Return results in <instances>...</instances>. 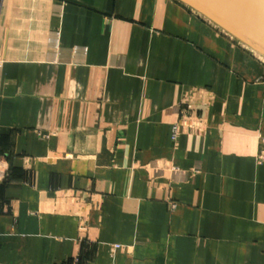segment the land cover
Listing matches in <instances>:
<instances>
[{
  "label": "crops",
  "instance_id": "obj_1",
  "mask_svg": "<svg viewBox=\"0 0 264 264\" xmlns=\"http://www.w3.org/2000/svg\"><path fill=\"white\" fill-rule=\"evenodd\" d=\"M262 151L264 60L181 2L0 0V264H264Z\"/></svg>",
  "mask_w": 264,
  "mask_h": 264
},
{
  "label": "water",
  "instance_id": "obj_2",
  "mask_svg": "<svg viewBox=\"0 0 264 264\" xmlns=\"http://www.w3.org/2000/svg\"><path fill=\"white\" fill-rule=\"evenodd\" d=\"M264 57V0H177Z\"/></svg>",
  "mask_w": 264,
  "mask_h": 264
},
{
  "label": "built area",
  "instance_id": "obj_3",
  "mask_svg": "<svg viewBox=\"0 0 264 264\" xmlns=\"http://www.w3.org/2000/svg\"><path fill=\"white\" fill-rule=\"evenodd\" d=\"M54 62H59L61 61L60 58H58V56H54ZM80 62H84L83 58H72L70 60H67L66 63H80ZM186 126V121L184 120V116H180L179 120L176 121L175 123H173L171 125V133H170V139L172 142H175L180 134V129L181 127H185ZM258 162H264V151H262L260 153V155L258 156ZM171 208H175V204L171 205ZM115 248H118V246H114Z\"/></svg>",
  "mask_w": 264,
  "mask_h": 264
},
{
  "label": "bare ground",
  "instance_id": "obj_4",
  "mask_svg": "<svg viewBox=\"0 0 264 264\" xmlns=\"http://www.w3.org/2000/svg\"><path fill=\"white\" fill-rule=\"evenodd\" d=\"M211 24H213L212 22H211ZM215 27H217L218 29H220V30H222L221 28H219L217 25H215V24H213ZM223 31V30H222ZM224 32V31H223ZM241 45H243L242 43H241ZM244 47H246L247 49H249L251 52H253L255 55H257L259 58H261V59H263L264 60V57H262L261 55H259V54H257L255 51H253L252 49H250V48H248L247 46H245V45H243Z\"/></svg>",
  "mask_w": 264,
  "mask_h": 264
}]
</instances>
